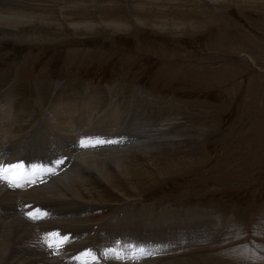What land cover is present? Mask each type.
I'll use <instances>...</instances> for the list:
<instances>
[{"label": "rangeland", "instance_id": "374dc122", "mask_svg": "<svg viewBox=\"0 0 264 264\" xmlns=\"http://www.w3.org/2000/svg\"><path fill=\"white\" fill-rule=\"evenodd\" d=\"M0 14V164L92 187L31 199L0 181V245L32 252L22 264H264V0H0ZM119 156H137L130 182L84 161ZM141 168L155 180L139 184ZM49 232L71 237L57 254Z\"/></svg>", "mask_w": 264, "mask_h": 264}, {"label": "bare ground", "instance_id": "6f19581e", "mask_svg": "<svg viewBox=\"0 0 264 264\" xmlns=\"http://www.w3.org/2000/svg\"><path fill=\"white\" fill-rule=\"evenodd\" d=\"M91 1H95V0H91ZM134 1H138V0H134ZM90 4V3H89ZM96 5V4H95ZM95 5H90V6H95ZM46 7V6H45ZM129 8V7H128ZM146 8V7H145ZM126 9V8H125ZM130 9V8H129ZM138 8L136 7H134V11H131V13L132 14H134L135 16H137L135 13H137L138 12ZM122 12V11H121ZM98 16H99V18H100V20H101V22H102V24H103V26L104 27H112L113 29H116V30H121V29H126L127 28V30H128V27L129 26H127V24L122 20V19H120V18H116V20H112V21H107V20H104V19H102L101 17H100V15L99 14H97ZM3 16H8V15H6V14H0V18L1 17H3ZM124 17V16H123ZM98 18V19H99ZM124 18H126V17H124ZM133 18L135 19V22L137 23V24H139V25H142V24H144V22L142 21V20H140V19H136L134 16H133ZM144 19V18H143ZM17 21V20H23V21H25L26 23L27 22H29V20H32V17L31 16H28V15H25V14H22V13H11V14H9V22L12 24V22L13 21ZM97 21V20H96ZM100 22V21H99ZM133 22V21H132ZM152 22V21H151ZM98 25V23L97 22H95V21H92L91 19L89 20V19H87V20H83L82 22H79V23H76V22H67V21H65L64 22V24L63 25H61L60 26V28H63L64 26H66V27H72V28H77V27H86V28H88V29H95L96 28V26ZM150 25H153V24H150ZM167 25V24H166ZM170 25V24H169ZM155 26V25H154ZM42 31V30H41ZM129 31V30H128ZM83 31H76L75 32V35H77L78 34V36L80 35V34H82L83 35V33H82ZM85 34H92V33H90V32H84ZM34 34V33H33ZM56 34H58V33H56ZM45 35V34H44ZM38 37H42V36H38ZM48 38V37H47ZM21 41V40H20ZM131 98V97H130ZM108 108V107H107ZM59 113V112H58ZM69 113V112H68ZM82 115V114H81ZM66 116V115H65ZM5 118V117H4ZM2 120H3V118H2ZM63 120V119H62ZM67 120V119H66ZM0 121H1V119H0ZM68 121V120H67ZM52 122V121H51ZM2 123V122H1ZM0 123V124H1ZM69 123V122H68ZM40 124V123H39ZM70 124V126H73V124H71V123H69ZM67 125V124H66ZM66 125H65V127H66ZM69 126V125H68ZM61 127V126H60ZM56 128V127H55ZM66 129H67V127H66ZM7 130V129H6ZM67 131H68V129H67ZM5 132H8V131H5ZM4 131L2 132V133H5ZM68 132H70V131H68ZM56 133V132H55ZM65 133V132H64ZM72 133V132H71ZM6 134V133H5ZM70 134V133H69ZM68 134V135H69ZM1 135V134H0ZM3 135V134H2ZM6 135H8V133L6 134ZM11 135V134H10ZM9 135V136H10ZM15 135V134H14ZM152 135V134H151ZM4 136V135H3ZM12 136V135H11ZM10 136V137H11ZM70 136H72V135H70ZM41 137V136H40ZM73 137V136H72ZM0 138H2V137H0ZM16 138V137H15ZM43 138V137H42ZM71 138V137H70ZM5 139V138H4ZM66 139V138H65ZM193 139V138H192ZM6 140V139H5ZM75 140V139H74ZM88 140V139H87ZM72 141H73V139H72ZM194 141V140H193ZM197 141H198V139H197ZM12 142V141H11ZM29 142V141H28ZM190 142H192V141H190ZM196 142V141H195ZM170 143V142H169ZM65 144V143H64ZM74 144V143H73ZM76 144V143H75ZM191 144V143H190ZM65 146V145H64ZM63 146V147H64ZM91 146V145H90ZM73 147V146H72ZM12 148V147H11ZM26 148V147H25ZM77 149V148H76ZM75 149V150H76ZM67 150V149H66ZM86 150V149H85ZM92 150H94V149H88L87 151H85V152H89V155L88 156H90V153H91V151ZM4 151V150H3ZM19 153V152H18ZM5 154V153H4ZM79 154V153H78ZM78 154H76L75 152L74 153H72V154H70V155H68V154H65V156H67V162H73L74 160H77V158L79 159V158H81L82 156H80V154L78 155ZM92 154V153H91ZM120 154V153H119ZM130 154V153H129ZM134 154V153H133ZM137 154V153H136ZM135 154V155H136ZM3 155V154H2ZM7 155V154H6ZM21 155V154H20ZM96 155V154H95ZM101 155V154H100ZM122 155V154H121ZM141 156L146 162H149L148 160H150V158L151 157H148V156H153V154L152 155H143V153H141V154H138V156ZM1 156V155H0ZM9 156V155H8ZM7 156V157H8ZM75 156H77V158L75 159ZM83 156H84V154H83ZM98 156V155H97ZM103 156V155H102ZM113 156V155H112ZM162 156V155H161ZM10 157V156H9ZM101 157V156H100ZM105 157V155L102 157V158H104ZM137 157V156H136ZM136 157H132V159H131V157H127V159H128V162L126 163V164H124L122 161H123V159H126L124 156H119V159L118 158H116L115 157V159L116 160H111L110 161V164L109 163H105V162H102V161H100L99 162V160L98 161H96L95 159V157H92L91 159H90V161L87 159V158H89V157H87V158H84V161H86V164L89 166V167H93L94 169H95V172H97L98 173V176L101 178V179H103V181L104 182H107L108 184H110V183H113V179H112V177H110V175H109V169H108V166H110L111 165V168H112V170H113V172L117 175V176H119V177H121L122 179H124L126 182H130V179H132V177L134 178V175H133V170H132V165H130V163H129V160L131 159V160H133L134 162H136L135 160H137L136 159ZM158 157V156H157ZM167 157V156H166ZM14 158V157H13ZM93 158H95V159H93ZM153 158V157H152ZM1 159V158H0ZM5 159V158H4ZM10 159H11V157H10ZM101 159V158H100ZM141 159V158H140ZM3 160V159H2ZM15 160V159H14ZM17 160V159H16ZM106 160V159H105ZM104 160V161H105ZM122 160V161H121ZM156 160V159H155ZM171 160V159H170ZM8 161V160H7ZM6 161V162H7ZM78 161V160H77ZM143 161V160H142ZM168 161V160H167ZM10 161H8L7 163H9ZM63 162H64V160H63ZM139 162V161H138ZM154 162V161H153ZM0 163H1V161H0ZM12 163V162H11ZM20 163V162H19ZM80 163H82V161L80 162ZM133 163V162H132ZM137 163V162H136ZM150 164H151V167H153L152 169H154L155 170V172H160L161 171V169H159L157 166H153V163H151V162H149ZM3 164H6V163H4L3 162ZM63 164V163H62ZM77 164V163H76ZM85 164V163H84ZM85 164V165H86ZM140 164V163H139ZM150 164H148V165H150ZM156 164V163H155ZM170 164H171V162H170ZM74 165V164H73ZM137 165V164H136ZM145 165V164H144ZM147 165V164H146ZM87 166V167H88ZM131 166V167H130ZM76 167V166H75ZM166 167V166H165ZM177 167V166H176ZM176 167H172V166H170V167H168L167 168V171H175V170H177V168ZM71 168H73V167H71ZM80 168H82V167H80ZM84 168V167H83ZM136 169V168H135ZM134 169V170H135ZM164 169V168H163ZM62 170V169H61ZM60 170V171H61ZM73 170V169H72ZM139 172V177H138V179H137V182L139 183V184H146L145 182H152V181H154L155 179L153 178V176H151V175H149L148 174V172H146L147 171V169L146 168H141V170H139V169H137ZM136 170V171H137ZM29 171V170H28ZM54 171V170H53ZM66 171H68V170H66ZM71 171V170H70ZM179 171H181V170H179ZM63 172V171H62ZM80 172V171H79ZM51 173V172H50ZM59 171L57 172V173H55V174H53V175H49V172H47V173H44V175H41V176H36V175H33L32 177H31V179H34L35 180V183H28L26 186L28 187V188H25L24 186L23 187H17L18 188V190L16 191V192H19V191H23L24 189H25V191L26 192H28L29 194H28V196H29V198L31 197V199L32 198H35V197H40V196H42V195H44V196H49V195H56V193L57 194H64V193H75L77 190H82V188L84 189V190H86V191H90L91 189H92V187L91 186H88L87 184H86V181H88V180H90L89 178V176H88V178L87 177H82V176H79L77 179H75L74 177H67V179H66V182H64V181H62L61 179L59 180V178H60V175H59ZM76 173V172H75ZM96 173V174H97ZM64 174V173H63ZM162 174V173H161ZM70 175V174H69ZM159 175V174H158ZM169 175V174H168ZM62 176V175H61ZM67 176V175H66ZM162 176V175H161ZM76 177V176H75ZM96 177V176H95ZM158 177H160V176H158ZM27 178V177H26ZM100 179V180H101ZM157 179V178H156ZM77 180H79V181H77ZM98 179L96 178V181H97ZM124 181V182H125ZM133 181V180H132ZM145 181V182H144ZM50 184H49V183ZM49 184V186H45V185H47V184ZM106 183V184H107ZM4 184V183H3ZM105 184V185H106ZM42 185H44V186H42ZM111 185V184H110ZM40 186L41 187H49V190H44V188H40ZM109 186V185H108ZM113 186V185H112ZM138 186V185H137ZM141 186V185H140ZM9 187V186H8ZM125 187V186H124ZM16 188V187H15ZM126 188V187H125ZM124 188V189H125ZM134 188V187H133ZM4 188H0V201H4V199H5V197L6 196H8L9 195V193L7 192V191H5V189L3 190ZM21 189H23V190H21ZM48 189V188H47ZM112 189V188H111ZM9 190V189H8ZM13 190V189H12ZM117 190V189H116ZM122 190V189H121ZM120 190V191H121ZM143 190V189H142ZM92 191V190H91ZM131 191V190H130ZM128 192H129V190H128ZM66 193V194H67ZM130 193V192H129ZM14 194H15V191H14ZM21 194L23 195L24 194V192H21ZM78 194H80V193H78ZM91 194V193H90ZM12 195H13V193H12ZM20 195V194H19ZM129 195V194H128ZM134 195V194H133ZM63 196V195H62ZM25 197V196H24ZM56 197V196H55ZM20 198V197H19ZM27 198V197H26ZM48 199V198H47ZM63 199H65V196H64V198ZM22 200V199H21ZM24 200V199H23ZM25 201V200H24ZM43 202V201H42ZM56 202H57V200H56ZM1 203V202H0ZM5 203V202H4ZM10 203V202H9ZM13 203V202H12ZM35 203H36V201H35ZM49 203V202H48ZM51 203V202H50ZM55 202H53L52 204H54ZM6 204V203H5ZM46 204H47V202H46ZM1 205V204H0ZM8 205V204H7ZM25 205V204H24ZM2 206V205H1ZM28 207V206H27ZM13 208V207H12ZM15 208H17V207H15ZM14 208V209H15ZM53 208V207H52ZM9 210H10V208H9ZM7 211V210H6ZM9 212V211H8ZM16 214V213H15ZM14 214V215H15ZM3 216H4V218H5V216L6 215H4V214H2ZM2 216V217H3ZM10 216V215H9ZM8 216V217H9ZM60 216V215H59ZM12 217H13V215H12ZM61 217H63L62 215H61ZM13 218H15V217H13ZM46 219V218H45ZM57 219V218H56ZM59 219H60V217H59ZM64 219V218H63ZM3 220V219H2ZM6 220H7V218H6ZM15 220V219H14ZM17 220H19V219H17ZM65 220V219H64ZM47 221V220H46ZM7 223V222H6ZM5 223V224H6ZM24 223V222H23ZM36 223V222H35ZM63 223V222H62ZM168 223V222H167ZM21 224H22V222H21ZM53 224V223H52ZM24 225V224H23ZM89 225V224H88ZM2 226V225H1ZM137 226V225H136ZM29 227V226H28ZM34 227V226H33ZM58 227V226H57ZM65 227V226H64ZM9 228V227H8ZM11 228V227H10ZM26 228V227H25ZM53 228V227H52ZM56 228V227H55ZM220 228V227H219ZM66 229V228H65ZM18 230V229H17ZM30 230V229H29ZM153 230V229H152ZM24 233H25V231L24 230H22ZM16 232V231H15ZM28 232V231H27ZM20 232H18V234H19ZM223 233V232H222ZM10 234V233H9ZM11 234H14L13 232L11 233ZM21 234V233H20ZM62 235V234H61ZM16 237V236H15ZM18 237H20V236H18ZM23 237V236H22ZM25 237V236H24ZM31 237H34V236H31ZM1 239V238H0ZM12 239V238H11ZM16 240V239H15ZM14 240V241H15ZM31 240V239H30ZM33 240V239H32ZM2 241V240H1ZM12 241V240H11ZM20 241H21V239H20ZM19 241V242H20ZM20 244H21V242H20ZM34 244V241H31V243H30V246H32ZM19 245V244H18ZM37 245V244H36ZM8 246H11L12 248H14V253L16 254V256H15V258L13 257V255L11 256L12 258H13V262H11L10 264H22V263H26L28 260H29V262H31V260H32V256L27 252V254H28V256H25L24 254H21V252L20 251H18L17 250V247H16V245H15V242H10V244L6 241V243H1V245H0V254H2V255H4V256H6V251H8ZM25 246V245H24ZM28 247V246H27ZM39 247V246H38ZM33 248V247H32ZM24 249H26L27 250V248H25L24 247ZM31 249V248H30ZM25 250V251H26ZM11 251V250H10ZM40 252H42V250L40 251ZM11 253V252H10ZM44 253V252H43ZM13 254V253H12ZM45 254V253H44ZM43 254V256H45ZM1 255V256H2ZM41 255V254H40ZM39 255V256H40ZM3 256V257H4ZM38 257V256H37ZM37 257H36V259H37ZM57 257H59V256H56L55 258H57ZM173 257V256H172ZM6 258V257H5ZM46 258V257H45ZM139 258H141V256L139 257ZM11 259V258H10ZM9 259V260H10ZM40 259V258H39ZM0 260H2V259H0ZM8 260V261H9ZM7 261V260H6ZM12 261V260H11ZM68 261H71L70 259L68 260ZM66 262V264H68V263H70V262ZM127 261V260H126ZM28 262V263H29ZM47 262H49L48 260H47ZM116 262V261H115ZM9 263V262H8ZM34 263V262H33ZM2 264H3V262H2ZM30 264H32V263H30ZM36 264H37V262H36Z\"/></svg>", "mask_w": 264, "mask_h": 264}, {"label": "snow or ice", "instance_id": "6c2138e0", "mask_svg": "<svg viewBox=\"0 0 264 264\" xmlns=\"http://www.w3.org/2000/svg\"><path fill=\"white\" fill-rule=\"evenodd\" d=\"M96 144L112 143V141H96ZM82 146L84 142L81 141ZM59 163H62L60 161ZM24 165L21 163L17 164H0V181L7 183L11 187H23L25 183H35L34 179H27L25 175ZM52 174H55L54 172ZM40 210L37 209L35 212H29L28 216L32 220H36ZM71 237L60 236L58 232H49L45 234L44 244L48 247L53 254H57L58 251L68 242H70ZM93 254L91 251L82 252L81 256L90 257ZM77 259H80L77 257ZM94 259V258H93Z\"/></svg>", "mask_w": 264, "mask_h": 264}]
</instances>
